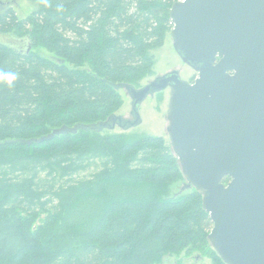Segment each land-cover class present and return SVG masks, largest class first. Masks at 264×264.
I'll list each match as a JSON object with an SVG mask.
<instances>
[{
    "label": "trees",
    "instance_id": "1",
    "mask_svg": "<svg viewBox=\"0 0 264 264\" xmlns=\"http://www.w3.org/2000/svg\"><path fill=\"white\" fill-rule=\"evenodd\" d=\"M0 1V35L23 43L20 49L0 41V75L16 76L11 85L0 79V159L31 153L0 164V175L13 181L0 210V264H157L168 253L205 251L212 223L202 196L192 189L163 198L182 174L160 138L120 144L101 138L107 171L99 170L94 143L74 140L79 132L99 133L79 130L36 142L113 114L120 103L113 86L135 83L148 71V51L172 27L169 12L178 0H32L36 8L25 18ZM26 42L30 51L19 54ZM47 167L58 168L65 185L76 189L65 210L52 208L33 230L20 212L32 207L27 188L48 191L50 184L36 175ZM46 232L77 243L55 246L52 233L42 238Z\"/></svg>",
    "mask_w": 264,
    "mask_h": 264
},
{
    "label": "water",
    "instance_id": "2",
    "mask_svg": "<svg viewBox=\"0 0 264 264\" xmlns=\"http://www.w3.org/2000/svg\"><path fill=\"white\" fill-rule=\"evenodd\" d=\"M169 17L173 49L196 74L192 83L173 70L141 88L114 85L131 100L129 119L111 114L36 142L138 127L141 104L170 89L167 132L185 179L180 192L202 196L208 240L224 264H264V0H178ZM30 49L26 42L19 54Z\"/></svg>",
    "mask_w": 264,
    "mask_h": 264
},
{
    "label": "rangeland",
    "instance_id": "3",
    "mask_svg": "<svg viewBox=\"0 0 264 264\" xmlns=\"http://www.w3.org/2000/svg\"><path fill=\"white\" fill-rule=\"evenodd\" d=\"M5 4L6 7H10L15 12L18 18L27 17L36 8L35 3L32 0H6ZM172 27L164 34L161 43L148 51L151 58V65L149 66L146 73L138 77L137 82L131 84L135 88H141L152 81L155 77L161 76L173 70H177L179 72L183 81L188 83H192L194 81L196 74L193 70L181 62L180 58L173 49V41L171 37ZM0 41L13 44L15 47H19L20 49L22 48L21 46L23 44L17 43L11 38L2 35H0ZM32 51L44 57L49 55L48 52L43 48H36ZM118 95L120 97V103L113 114L121 116L125 119H129L131 100L124 90H119ZM169 99L170 89H166L152 97H148L139 107V115L142 122L138 127L127 131H122L117 127L110 131L103 130L98 135H96V138L93 137V134L85 135L84 133L79 132L78 135L75 136L74 140H85L94 143L90 146V148L94 149L97 154L101 152L97 162L99 163V170L102 169L104 171L110 170L112 168H110V166L103 165V161L101 160L103 153L102 148H99L98 145V143H101V138L111 139L110 141L113 142V144L114 142L118 144L123 142H134L144 137L160 138L163 145L169 149L173 156H175L172 151L167 132V128L169 126L167 120ZM92 138H95V142L91 141ZM30 154L31 153L29 152H21L18 154L6 153L1 155L2 159H0V164L12 165V161L15 159H19ZM97 162L94 163L95 166H92L91 170L93 172L98 170ZM177 165L179 167V163ZM36 175L39 176L38 178L40 180H44L50 184V186L46 193H36L35 190L31 191L29 188H27L26 194L29 196V201L32 203V207L29 212H20V216L23 219L28 220L31 225L30 227L33 230L43 226V221L48 216V212H50L52 208L56 207L60 210H65L66 205L72 197L73 191L76 189H71L65 185L63 181L65 180V177H62L61 171L58 168L47 167L46 169H40L39 172H36ZM36 175L34 174L32 176V180L34 182H36L38 179ZM88 175V173H81V176L79 177L85 178ZM11 183H13V181H11L9 178L0 175V210L3 207L6 199L11 196ZM87 183L89 184V180H87ZM184 183L185 179L183 176H181L180 179L166 186L163 198L167 199L173 196L175 197L185 192L191 193L193 188L180 192ZM85 185L87 184H80L77 188L83 187ZM33 211L35 212L32 213ZM49 234H51V238L54 236L53 238L55 241L53 242L55 243V246L67 247L71 244L77 243L74 239L66 237L65 234L58 235L56 232L43 233L42 238L47 239L48 241ZM50 242L53 243L52 240ZM217 256L218 254L213 249L210 241L208 240L206 250L203 252L199 250L191 251L189 249H185L178 253H168L163 255L157 264H216L215 259Z\"/></svg>",
    "mask_w": 264,
    "mask_h": 264
},
{
    "label": "clouds",
    "instance_id": "4",
    "mask_svg": "<svg viewBox=\"0 0 264 264\" xmlns=\"http://www.w3.org/2000/svg\"><path fill=\"white\" fill-rule=\"evenodd\" d=\"M0 79L4 80L8 85H11L12 81L16 79L14 73H4L0 75Z\"/></svg>",
    "mask_w": 264,
    "mask_h": 264
}]
</instances>
